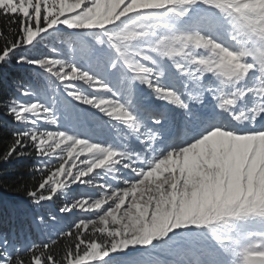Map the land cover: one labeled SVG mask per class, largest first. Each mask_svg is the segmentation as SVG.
<instances>
[{
  "label": "snow or ice",
  "instance_id": "snow-or-ice-1",
  "mask_svg": "<svg viewBox=\"0 0 264 264\" xmlns=\"http://www.w3.org/2000/svg\"><path fill=\"white\" fill-rule=\"evenodd\" d=\"M217 13L219 6L210 0H0L5 20L0 65L15 58L18 65L49 74L47 83L14 81L18 95L0 92V111L15 123L0 129V162L39 157L29 169L31 182L18 190L37 208L59 201V212L80 213L64 227L50 223L59 219L51 211L47 217L37 214L32 224L45 238L26 245L11 244L0 228V264H147L143 253L114 254L154 240L178 246L168 264H231L232 239L217 235L212 225L218 210L247 203L264 220V202L251 192L252 182L264 175V48L239 50L218 31L223 19ZM141 15L160 22L159 39L156 45L139 41L137 54L129 58L113 38L135 34L115 30ZM168 26L178 33L193 26L215 33L211 41L237 53L246 72L231 83L230 61L223 73L200 70L202 61L191 69L177 63L175 50L165 47ZM65 30L74 34L65 40L69 49L79 40L88 50V68L22 54L45 35ZM95 33L106 40L90 46L80 39ZM76 80L106 92L85 95ZM59 85L108 117L102 121L85 113L98 132L113 119L128 124L131 131L117 129L119 146H101L57 126ZM108 165H119L122 174L104 179L97 170ZM73 184L94 185L98 194L73 198L68 194ZM7 187L0 176V188ZM5 209L15 212L16 205L0 199V219ZM155 264L164 261L157 258ZM243 264H264V244L245 248Z\"/></svg>",
  "mask_w": 264,
  "mask_h": 264
},
{
  "label": "rangeland",
  "instance_id": "rangeland-1",
  "mask_svg": "<svg viewBox=\"0 0 264 264\" xmlns=\"http://www.w3.org/2000/svg\"><path fill=\"white\" fill-rule=\"evenodd\" d=\"M107 2L115 3L116 0H107ZM149 2L150 0H135L137 4H146ZM210 2L219 6V13H217V15L221 16L223 19L222 29L218 31L221 33L225 32L230 40H234L239 50L246 48H264V0H210ZM177 11H179V9ZM159 27L160 22L157 19L146 18L144 15L133 16L126 20L115 31L122 34L134 33L135 35L132 38H125L121 35L113 39L115 43L119 44L120 50L123 51L127 57L131 58L138 52L139 41L149 40L152 45H156L159 39ZM62 32L74 35L67 30ZM164 35L166 37L165 45L171 44L179 48L182 42L176 39L177 37L182 39L183 43L186 42L187 46L183 47L179 52H174L173 56L177 59L187 57L183 63L189 69L192 68L194 62L202 61V63H197V67L200 70L207 68L217 73H223L226 62L230 61V71L233 73L229 80L231 83L235 82L237 74L240 76V74H243L247 70V67L243 64L237 53H230L227 49L220 48L214 41L207 40L208 43L205 44L204 41L206 40L201 35L194 32L190 33L184 31L183 33H178L174 27L168 26V31ZM50 36L51 35H45L44 39ZM80 39H83L86 44L92 46L96 44V41L106 40V37L103 33H95L80 37ZM74 43L76 45H73V49H69L65 41L53 40V44L50 46L49 56L75 62L81 68H88L91 63L88 50L80 47L79 40L74 41ZM38 44L43 48L44 43H42V41H39L35 45ZM97 48H99V46H97ZM201 49H204V52H200L198 55ZM104 50L107 51L106 48ZM25 66L31 67L35 73L44 72L42 69H37L32 65ZM44 73L49 77L48 73ZM51 80L55 82L54 77H51ZM47 82L48 80L46 78L43 79L41 83ZM73 83L77 86V89L85 95L106 92V90L102 89L94 90L89 84L79 80L73 81ZM57 91L59 95L56 97L58 103L55 105V108L57 109V126L59 128L65 130L69 134H77L83 138L89 139L91 142L100 143L101 146H106L108 144L119 146L120 139L117 138L116 135L117 129L123 132L125 130L123 128H127V131H129V128L124 126V124L127 125L126 123L122 121L117 122L113 119L110 124L103 128L101 136L104 135L105 137L101 138L97 135L96 121L89 119L85 113H91L102 121H107L108 117L104 113L98 111L94 106L84 105L82 102L75 100L72 96L64 92L62 85L57 87ZM144 91L145 94H147V89ZM14 94L18 95V93ZM60 97H63V99H60ZM48 99L49 103H51L52 96L49 95ZM153 102L160 103L155 100H153ZM161 103L165 102L161 101ZM113 125L115 127H113ZM13 126H15L14 122ZM57 126L49 125V127ZM120 150H122V148ZM39 159V157H31L32 165L37 163ZM106 167L107 166L102 167L97 171L107 180L108 172L105 171ZM116 168L117 171L115 175H121L122 171L120 170V166L117 165ZM93 175H95V173H93ZM251 192L255 193L258 201L264 202V175L259 176L252 182ZM81 193L90 195L98 194L94 185L73 184L70 189H68V194L73 198L78 197ZM24 201L26 200L24 199ZM55 202L60 203L59 201ZM55 202L53 204L49 203L54 211L56 208ZM55 212L60 214L61 218L60 220L51 221L50 223L54 224L56 227L70 226L69 222L80 215L76 210H73V212L69 214L58 211ZM218 212L219 214L216 219L212 221V225L215 227L217 235L223 237V234L228 233L232 239V243L234 242L235 249L240 250L239 252L232 251L233 255L236 257L232 258L231 264H243V250L245 248L264 244V220L260 218L261 212L258 208L253 209L252 205L247 203L235 204L227 209H219ZM36 233L43 238L44 233L42 231L36 230ZM52 234L54 233L49 231V235ZM7 237L11 244L20 245V243H16L14 240L11 241L8 235ZM181 246L187 247L183 242H181ZM177 248L178 246L176 244L168 245L161 241L154 240L152 245L130 246L123 253L114 255L124 256L143 253V259L147 264H155L157 258H162L164 263L167 262L166 264H168V261L176 258V256L169 253ZM237 258H239L238 263H236Z\"/></svg>",
  "mask_w": 264,
  "mask_h": 264
},
{
  "label": "trees",
  "instance_id": "trees-1",
  "mask_svg": "<svg viewBox=\"0 0 264 264\" xmlns=\"http://www.w3.org/2000/svg\"><path fill=\"white\" fill-rule=\"evenodd\" d=\"M4 26L5 20L0 17V27ZM50 35V37H46L42 40V43H44L43 48L40 47V44L34 45L29 47L22 54H27L29 56H49L50 46L53 44V40L65 41L68 36H70L67 32L52 33ZM73 45L76 44L73 42ZM46 78L48 77L44 72L35 73L29 66H20L16 64L15 58H13L8 64L0 65V92L6 89L7 95L17 93L14 83L16 80H20L23 83H41L42 80ZM9 127H14L11 118L0 111V129H7ZM31 157L34 158L33 156L16 157L7 162H0V176L10 185V187L7 188H0V199L8 200V202L16 205L15 212L8 209L4 210L3 217L0 219V228H2L8 236L20 242L22 245L42 240L36 233L37 228L33 227L31 214L33 213L35 216L37 214H43L47 217L48 211H51L48 205L42 208H37L32 205L31 201L23 195V192L18 190V186L22 187L25 183L31 182L32 178L29 172L32 165ZM23 199H26L27 202H24ZM55 205L57 208L59 203L55 202ZM52 214L60 220L61 217L55 215L53 212ZM44 238L45 235H43V239ZM62 247L63 245L61 244L57 247L56 251L59 253Z\"/></svg>",
  "mask_w": 264,
  "mask_h": 264
},
{
  "label": "clouds",
  "instance_id": "clouds-1",
  "mask_svg": "<svg viewBox=\"0 0 264 264\" xmlns=\"http://www.w3.org/2000/svg\"><path fill=\"white\" fill-rule=\"evenodd\" d=\"M183 31L190 32V33L194 32V33H196L198 35H201L205 40H208V41H211L212 36L216 35L215 33H207L206 34L204 31H202V29L200 27H196V26H193V27H191L189 29H185ZM186 46H187L186 42L182 43L179 48H177V47H175L174 45H171V44L165 45L166 48L174 49L175 50L174 52H179V51H181L183 49V47H186ZM162 51H163V49H162ZM173 58H174V60L177 63H183L187 59V57H181L180 59H177L175 56H173Z\"/></svg>",
  "mask_w": 264,
  "mask_h": 264
},
{
  "label": "bare ground",
  "instance_id": "bare-ground-1",
  "mask_svg": "<svg viewBox=\"0 0 264 264\" xmlns=\"http://www.w3.org/2000/svg\"><path fill=\"white\" fill-rule=\"evenodd\" d=\"M141 36V35H140ZM176 39H178V40H180L182 43H183V40L182 39H180V38H176ZM226 234V233H225ZM227 235L229 236V234L227 233Z\"/></svg>",
  "mask_w": 264,
  "mask_h": 264
}]
</instances>
